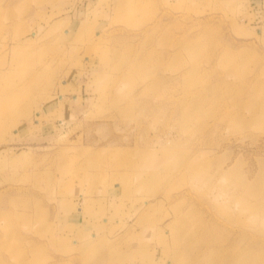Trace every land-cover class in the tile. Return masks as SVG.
<instances>
[{"label":"rangeland","instance_id":"374dc122","mask_svg":"<svg viewBox=\"0 0 264 264\" xmlns=\"http://www.w3.org/2000/svg\"><path fill=\"white\" fill-rule=\"evenodd\" d=\"M263 69L264 0H0V264H264Z\"/></svg>","mask_w":264,"mask_h":264},{"label":"bare ground","instance_id":"6f19581e","mask_svg":"<svg viewBox=\"0 0 264 264\" xmlns=\"http://www.w3.org/2000/svg\"><path fill=\"white\" fill-rule=\"evenodd\" d=\"M263 71H264V69H263ZM240 189H236V193H235V198H241V199H243V196L241 195V196H239V193H240ZM253 199H255L256 200V202L254 203V204H250V203H245V205H243L244 207H243V211H247V209L253 214V215H256V217H264V195L260 192V193H258V192H256L255 191V189L254 188H252V193H251V195H250ZM250 204V205H249ZM249 205V206H248ZM247 208V209H246ZM256 210H259V211H256ZM260 210H262V211H260ZM219 225V224H218ZM214 229V228H213ZM208 230L207 232L208 233H205V234H203V235H201V238L203 239L204 237L205 238H210V237H214V238H212V240L214 241V244L216 245V247L215 246H213V247H211L212 245H211V243H209V242H206V243H209V247L211 248L209 251H207L206 253H205V256L207 255V256H211L212 254H213V256H215L216 254H222V253H224V254H233V251L236 249V252H237V255H235L236 257H238V256H240V255H242V254H244V252L246 251V250H248L249 248H250V246L252 245V247H255V246H257L256 244L258 243L259 245H263V242L260 240V239H256L255 237L256 236H254V237H252L251 236V240H249V239H247V235H245V234H239L238 236L240 237V235H241V238H240V242H242V241H248V242H246L245 243V246L243 245V247H241L242 248V250L240 251L239 249H237V248H234V249H230L231 247H234L233 245L234 244H236V241H239L238 240V238H235L234 239V241L231 243V247H227V248H225L226 250L225 251H223V248H219V247H217L218 246V243L220 244V246H222V247H224L223 245V243H224V241H227V238L228 237H224V235L223 234H225L226 232H227V235L226 236H229L230 235V233L228 232V231H226L225 229L223 230V226H221V225H219V227L218 228H216L215 230ZM259 229V228H258ZM260 229H262V228H260ZM90 240V239H89ZM204 240H207V239H204ZM84 242H86V241H84ZM84 244V243H83ZM221 244H223V245H221ZM86 247V246H85ZM208 247V248H209ZM252 249V248H251ZM251 252H254V253H257L256 251H254L253 249H252V251ZM113 254H115V253H113ZM245 255H247V257L248 256H250V258H247L248 259V261H253V263H256L257 261H256V258H255V256L252 254V253H249V254H245ZM246 260V258L245 259H243L242 261H241V264H243V262Z\"/></svg>","mask_w":264,"mask_h":264},{"label":"crops","instance_id":"0c3cea01","mask_svg":"<svg viewBox=\"0 0 264 264\" xmlns=\"http://www.w3.org/2000/svg\"><path fill=\"white\" fill-rule=\"evenodd\" d=\"M72 31H73V28H72V29H67L65 33L68 34V36L71 37L72 34L74 33V32H72ZM77 34H78V33H77ZM50 100H51V103H49ZM50 100H48L47 102H45V105H46V106H44V107L41 108V109H42L41 111H43V115H47V114H46V113H47L46 111H47L48 107L53 103V102H52V99H50ZM48 103H49V104H48ZM46 107H47V109H46ZM35 123H38V122H35ZM18 132H19V131H18Z\"/></svg>","mask_w":264,"mask_h":264}]
</instances>
